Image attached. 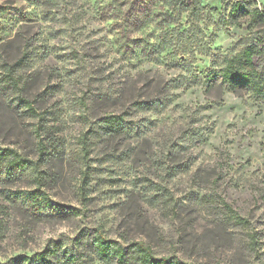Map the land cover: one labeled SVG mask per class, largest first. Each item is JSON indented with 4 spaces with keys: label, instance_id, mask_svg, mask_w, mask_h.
I'll use <instances>...</instances> for the list:
<instances>
[{
    "label": "rangeland",
    "instance_id": "374dc122",
    "mask_svg": "<svg viewBox=\"0 0 264 264\" xmlns=\"http://www.w3.org/2000/svg\"><path fill=\"white\" fill-rule=\"evenodd\" d=\"M232 1L200 0L187 22L166 0H0V146L31 160L0 174V264L56 242L62 262L106 264L83 248L96 229L197 264H264V98L211 74L249 36ZM20 58L8 85L1 63ZM109 112L130 127L105 133ZM38 184L73 210L29 208L19 192Z\"/></svg>",
    "mask_w": 264,
    "mask_h": 264
},
{
    "label": "trees",
    "instance_id": "16d2710c",
    "mask_svg": "<svg viewBox=\"0 0 264 264\" xmlns=\"http://www.w3.org/2000/svg\"><path fill=\"white\" fill-rule=\"evenodd\" d=\"M167 3L178 11V16L185 14L187 22H192L199 17L200 0H166ZM252 0H233L229 10V23L241 24L247 22L249 36L243 47L231 54L225 59L224 64L217 70L212 71V75H218L221 81L226 83L233 91L246 89L253 96L264 98V67L259 65L258 59L264 54V7L252 5ZM160 47V46H159ZM164 49H159L163 51ZM22 58L14 63L6 60L2 61V68L8 85L18 86V79L14 74ZM17 102L25 107L26 111L32 116L39 118L36 130H42L44 134H49L51 126L48 125L44 111H39L34 105L36 99H29L23 95H17ZM97 123L100 129L105 133H114L130 127V123L125 119L124 112L121 113H104ZM94 131V129H93ZM95 131H97L95 129ZM40 136V132L38 133ZM50 140V139H49ZM40 148L47 147L43 144V139L39 140ZM54 145L50 140L48 145ZM87 158V143L83 141L81 153H78L79 160ZM31 160L23 156L17 150L11 147L0 146V174L8 175L18 174L26 170ZM86 163V162H85ZM82 181L87 183L88 170H82ZM84 189V188H83ZM19 198L25 202L29 208L37 211H47L49 213H69L71 209L61 204L55 203L49 197V194L40 184L32 189L19 192ZM224 206L231 211L228 204ZM233 212V211H232ZM234 219L241 223L245 219L234 212ZM53 247H46L42 251L32 256H21L18 264H81L78 262L76 255L71 254L64 262L60 261L59 244L55 243ZM85 250H89L102 262L106 264H197L180 258L172 253L157 254L149 243L144 241H119L105 235L102 230L96 229L86 234ZM10 264V263H7ZM16 264V263H11Z\"/></svg>",
    "mask_w": 264,
    "mask_h": 264
}]
</instances>
